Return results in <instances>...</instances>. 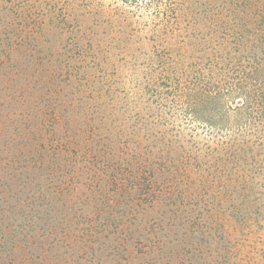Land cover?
Segmentation results:
<instances>
[{"label": "trees", "instance_id": "obj_1", "mask_svg": "<svg viewBox=\"0 0 264 264\" xmlns=\"http://www.w3.org/2000/svg\"><path fill=\"white\" fill-rule=\"evenodd\" d=\"M0 264H264V0H0Z\"/></svg>", "mask_w": 264, "mask_h": 264}]
</instances>
